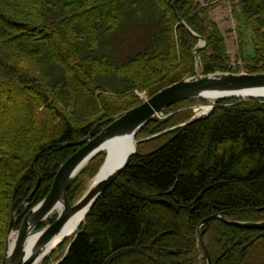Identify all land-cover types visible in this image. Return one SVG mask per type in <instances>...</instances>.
I'll return each instance as SVG.
<instances>
[{"label": "trees", "instance_id": "obj_1", "mask_svg": "<svg viewBox=\"0 0 264 264\" xmlns=\"http://www.w3.org/2000/svg\"><path fill=\"white\" fill-rule=\"evenodd\" d=\"M214 1L0 0V264L12 216L19 229L90 135L140 105V92L150 97L195 75L199 38L182 20L206 39L202 74L264 72V0H227L239 66L211 16ZM141 29L149 41L124 60L103 52L111 35ZM199 102L206 99L177 102L143 127L138 137L150 138L96 200L59 264H207L200 231L211 264H264V229L216 219L200 228L216 213L264 220V98H222L184 124L192 118L184 107ZM104 158L75 177L71 202Z\"/></svg>", "mask_w": 264, "mask_h": 264}, {"label": "water", "instance_id": "obj_2", "mask_svg": "<svg viewBox=\"0 0 264 264\" xmlns=\"http://www.w3.org/2000/svg\"><path fill=\"white\" fill-rule=\"evenodd\" d=\"M182 23L200 40L193 51L196 66L200 61L198 50L206 43V39L195 33L183 20ZM209 94L216 95V99L230 97H240L244 100L248 98H264V72L234 73L218 71L201 74L196 69L195 75L182 78L161 89L154 95L146 97L140 105L117 115L96 137L90 135L83 147L63 164L49 194L26 214L18 230H16V217L15 215L12 216L5 254L1 264H35L41 255L42 257L46 255L51 240L61 232L63 225L69 218L75 212L84 208H87V216L104 189L124 170L131 157L137 152L139 142L144 140V138L138 137V133L147 123L153 120L156 112L163 111L183 100L208 98ZM244 95L247 97H244ZM215 105L216 103L212 105L211 110L205 116H208L212 112ZM200 117L195 116L184 124H189ZM130 139L134 140V148L120 164L101 176L106 171L107 165L113 162L111 160L116 157L121 145L127 143ZM100 153H105V158L98 173L94 177L95 181L92 182L85 193L75 203H72L69 198V189L75 177L92 158ZM40 181L41 177H39L38 185L27 198V202H30L33 198ZM59 202L63 203V208L61 211L58 209L60 212L58 211L56 213L57 216L54 221L43 228H38L42 222L55 212ZM215 219L226 221L231 225L242 228L264 229V220L258 222L229 220L221 213H216L206 218L200 224V228L208 225ZM12 233H17V237L11 247L10 236ZM203 234L204 231L199 232V239L207 258V264H211V256L208 247L203 241ZM76 236L77 234L68 244L64 255L55 264H59L65 258ZM65 237L56 245L60 246L63 244L67 240Z\"/></svg>", "mask_w": 264, "mask_h": 264}, {"label": "rangeland", "instance_id": "obj_3", "mask_svg": "<svg viewBox=\"0 0 264 264\" xmlns=\"http://www.w3.org/2000/svg\"><path fill=\"white\" fill-rule=\"evenodd\" d=\"M214 2L216 5L211 12V16H212L213 20L218 24L221 32L223 33V35L226 39L228 53L231 56V58L234 60V65L236 64L239 66V63L237 61H235V59L238 55V52H239V40H238V33H237L238 23L236 22L235 18L233 17L231 3L228 2L227 0H215ZM143 33H144V30L141 29L138 31V33H135V34H126V33L120 32L118 34L111 35L110 37L107 38V40L104 41V44L102 47L103 52H105L108 57H110L111 59H113L115 61H122L125 58H127V56L129 54L134 53L135 49L139 46V44L145 43V41L146 42L149 41V39L141 38ZM205 44L206 43H204V45ZM197 69L199 70L200 67H198ZM139 94L141 95L140 98L145 97V95L147 96L146 92H140ZM205 99H206L205 103H202V102L195 103L192 106L184 107L183 111L184 110L187 111V113L189 115H191L193 118L194 116L197 115L198 111L202 110V107L213 105V104L217 103V101H218V100H211L208 98H205ZM200 106H202V107H200ZM196 110H198V111L196 112ZM177 111H179V110H177ZM173 113L174 112L167 114L162 119L167 118L168 116H170ZM149 138L150 137H148V138L144 137V140H147ZM94 158H92L85 166H88V164ZM92 180H94V177L87 179L86 189L83 191L82 195L85 193V191L88 189V187L92 184ZM55 216H56V213L55 214L53 213L50 216V218L46 222H43V223L47 224L49 222V220H51ZM72 237L68 238L63 244H61L58 247V249H56L54 251V253H52V255L49 256V259H51L50 264H54L59 258L62 257L63 253H65V251H66L68 243L72 240Z\"/></svg>", "mask_w": 264, "mask_h": 264}, {"label": "bare ground", "instance_id": "obj_4", "mask_svg": "<svg viewBox=\"0 0 264 264\" xmlns=\"http://www.w3.org/2000/svg\"><path fill=\"white\" fill-rule=\"evenodd\" d=\"M244 97H247V96L244 95ZM216 98H217V96L214 95V94H209V96H208V99H211V100H217ZM210 110H211V106L210 105L209 106H205V107L202 108L201 111H198V114L199 115L207 114ZM133 148H134V140L133 139H130V140H128L127 143L122 144L121 147L119 148V152L117 153L116 157L113 160H111L113 162H111V163H109L107 165L106 171L103 172V174H101V176H103L104 173H106L107 171L112 170L115 166L120 164V162L126 157V155ZM94 181L95 180H92V182H94ZM62 208H63V203L59 202L57 204V207H56L55 211H59V210L61 211ZM86 213H87V208L80 209L77 212H75L73 214V216L70 217L69 220L63 225V227L61 229V232H59L57 235H55V237L51 240V243L48 245V249H47L46 255H44L43 257L41 255L40 258L35 262V264H43L44 260L48 256H50L54 250L58 249L59 246H57L56 244L61 239H63L65 236H67L65 238H68V237H72L73 235H75L76 232H78L80 226L84 223L85 218H86ZM16 237H17V233H12L11 234V236H10V239H11L10 246L11 247L13 246L14 240L16 239Z\"/></svg>", "mask_w": 264, "mask_h": 264}, {"label": "built area", "instance_id": "obj_5", "mask_svg": "<svg viewBox=\"0 0 264 264\" xmlns=\"http://www.w3.org/2000/svg\"><path fill=\"white\" fill-rule=\"evenodd\" d=\"M158 117H159V118H163V117H165V115H164L163 113H159V114H158Z\"/></svg>", "mask_w": 264, "mask_h": 264}]
</instances>
